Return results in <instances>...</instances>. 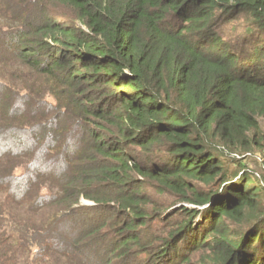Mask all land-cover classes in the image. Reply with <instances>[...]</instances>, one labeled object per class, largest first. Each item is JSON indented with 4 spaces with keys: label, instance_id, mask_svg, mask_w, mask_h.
I'll return each instance as SVG.
<instances>
[{
    "label": "trees",
    "instance_id": "16d2710c",
    "mask_svg": "<svg viewBox=\"0 0 264 264\" xmlns=\"http://www.w3.org/2000/svg\"><path fill=\"white\" fill-rule=\"evenodd\" d=\"M262 121L264 0H0V264H264Z\"/></svg>",
    "mask_w": 264,
    "mask_h": 264
},
{
    "label": "rangeland",
    "instance_id": "374dc122",
    "mask_svg": "<svg viewBox=\"0 0 264 264\" xmlns=\"http://www.w3.org/2000/svg\"><path fill=\"white\" fill-rule=\"evenodd\" d=\"M261 126H262V129H263V132H264V121L261 122ZM78 132L80 133V139L83 140L85 138V136H86L84 127L79 128ZM263 156H262V154H258V153L254 154V155H248L247 156L248 158L244 159V161H245L246 164H248L247 167L252 172H255V173H258V174L261 175V174H264V157ZM245 157L246 156H244V158ZM146 192L151 197V199H153V200H156V201H159V202H164V203H166V202L167 203H172L173 202V196L167 191L159 192V191H155L153 189H149V190L147 189ZM1 199H2V194L0 193V202H1ZM82 203L88 205V204H91V201L83 199ZM185 204L186 203H179L178 207L181 208ZM74 218L76 220H78V221L81 220L80 216H75ZM175 219H176V217H175ZM79 222H82V221H79ZM84 247H86V245ZM98 250H100V247L91 246V245L87 249V251L89 253H90V251H92L93 252L92 254H97Z\"/></svg>",
    "mask_w": 264,
    "mask_h": 264
}]
</instances>
